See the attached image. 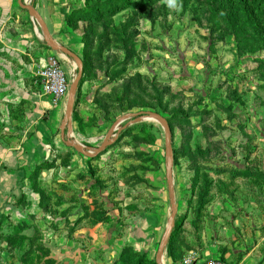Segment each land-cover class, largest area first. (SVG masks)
I'll return each instance as SVG.
<instances>
[{
  "label": "rangeland",
  "instance_id": "374dc122",
  "mask_svg": "<svg viewBox=\"0 0 264 264\" xmlns=\"http://www.w3.org/2000/svg\"><path fill=\"white\" fill-rule=\"evenodd\" d=\"M72 1L81 7L72 28L83 45L82 83L95 92L91 122L118 124L115 136L129 122H121L124 117L142 112L165 117L175 155L173 184L183 186L182 209L196 221V263L264 264V0H174L172 7L167 0ZM76 76L77 71L71 81ZM62 148L75 151L64 143ZM105 152L88 160L89 176L77 173L70 180L63 152L44 164L54 174L29 177L27 188L39 211L31 213L28 202L26 209L41 222H10L0 232V254L12 257L10 264H55L47 231L58 234L77 224L42 221L79 212L82 187L104 196L103 211L116 201L120 215L170 207L160 122L144 118L132 124ZM144 182L153 184L150 204L141 202ZM186 185H196L193 208ZM129 228L119 225L116 234L126 244L110 264L155 263L166 230L148 255L127 241ZM165 264L171 262L166 258Z\"/></svg>",
  "mask_w": 264,
  "mask_h": 264
},
{
  "label": "crops",
  "instance_id": "0c3cea01",
  "mask_svg": "<svg viewBox=\"0 0 264 264\" xmlns=\"http://www.w3.org/2000/svg\"><path fill=\"white\" fill-rule=\"evenodd\" d=\"M32 5L42 19L51 39L58 45L68 48L81 57L83 45L81 39L68 22L81 7L74 5L72 0H24ZM57 58L71 81L77 71L75 62L62 53L53 51L46 41L45 34L28 11L19 5V0H0V232L5 231L10 222L21 220L37 221L28 216L27 202L31 205V213H38V201L27 188L28 179L32 175H52L54 169L44 166L58 159L57 154H66L70 161V180L75 174L90 175L88 158L70 150L63 151L61 127L66 117L68 95L60 102L54 103L52 97L43 92L42 80L39 73L46 67L48 60ZM95 92L86 83L80 85L73 114L71 137L77 143L90 149L102 145L110 131V124L92 123V112ZM96 111V110H95ZM82 128L85 133H82ZM67 132V131H66ZM106 153V152H105ZM101 167H103L101 165ZM194 172V171H192ZM101 172L96 174L99 177ZM147 180L148 176L146 177ZM69 180V179H68ZM143 204H150L152 183H143ZM90 186V184H89ZM175 189L178 215L182 216L179 226L177 244L173 250V259L168 256V246L164 258L180 264L187 256L196 258V221L192 215L186 218L183 202L180 197L183 189ZM193 194L188 202V208L196 205V185H186ZM84 191L81 209L73 214L65 212L58 218L44 217L42 222L61 224H77L75 230L68 227L56 231H47L48 246L53 250L52 258L55 264H110L124 246L125 240L116 231L119 225L130 224L129 243L144 249L149 255L158 237L167 229L170 219V207L157 206V210H143L138 216H130L127 211L120 215L115 208L116 201L107 206L108 211L100 209L104 198L94 195L93 188L82 187ZM163 192V190H162ZM195 192V193H194ZM164 194L160 196L162 202ZM102 198V199H101ZM115 197L113 196L112 200ZM127 200L124 207L130 203ZM120 202V201H119ZM182 205V206H181ZM68 205L65 204L67 208ZM148 207L147 205H140ZM110 210V211H109ZM33 231H31L32 233ZM139 239V240H138ZM140 241V242H138ZM63 244V249L57 246ZM57 244V245H56ZM104 257V261L98 257ZM13 258L5 253L0 254V264H10ZM246 264H255L248 260Z\"/></svg>",
  "mask_w": 264,
  "mask_h": 264
},
{
  "label": "water",
  "instance_id": "95a60500",
  "mask_svg": "<svg viewBox=\"0 0 264 264\" xmlns=\"http://www.w3.org/2000/svg\"><path fill=\"white\" fill-rule=\"evenodd\" d=\"M19 5L24 10L28 11L29 14L35 19L38 24L41 26L47 41V45L56 52L62 53L65 57L72 59L77 67V76L74 78L73 81L70 83L69 91H68V102H67V112L66 117L61 127V136L62 141L66 145V147L74 149L79 154L83 155L88 159H93L101 154H103L108 148L113 146L119 136L127 130L132 124H136L140 122L144 118H148L151 120L158 121L162 124L165 130V157L167 159V167H166V182L169 194V201H170V208H171V215L169 219V224L167 229L164 233V236L159 244L156 256H155V264H164V255L166 254V249L169 244L170 238L173 233V229L176 226V218L178 215V207L175 198V189L173 184V165H174V148H173V140H172V132L169 125L168 120L163 117L161 114L154 113V112H142L138 114H132L130 116L124 117L121 122L129 121L126 123L122 128L117 131V134L113 136V132L115 131L114 128L118 125L115 124L104 142L100 147H98L94 152L88 151L83 145L77 143L76 141H70L66 139L65 132L67 131V137L72 138V125H73V114L75 110V100L80 88V84L83 79V61L82 59L77 56L75 53L70 51L68 48L58 45L54 40L51 39L46 26L44 25L42 19L40 18L38 12L34 9L32 5H27L24 3V0H19Z\"/></svg>",
  "mask_w": 264,
  "mask_h": 264
},
{
  "label": "built area",
  "instance_id": "2783aa9c",
  "mask_svg": "<svg viewBox=\"0 0 264 264\" xmlns=\"http://www.w3.org/2000/svg\"><path fill=\"white\" fill-rule=\"evenodd\" d=\"M42 80L43 92L50 95L54 103L60 102L67 96L71 81L64 70L60 60L52 57L48 60L45 68L39 73ZM182 264H197L196 258L187 256L182 261ZM200 264H225L219 259L206 260Z\"/></svg>",
  "mask_w": 264,
  "mask_h": 264
},
{
  "label": "trees",
  "instance_id": "16d2710c",
  "mask_svg": "<svg viewBox=\"0 0 264 264\" xmlns=\"http://www.w3.org/2000/svg\"><path fill=\"white\" fill-rule=\"evenodd\" d=\"M73 17L74 16H72V17H70L69 19H68V22L70 23V25H72V19H73ZM82 81H83V79H82ZM81 84H82V82H81ZM80 84V85H81ZM80 89V88H79ZM169 122V121H168ZM170 125V124H169ZM171 128V127H170ZM129 130H131V129H129ZM133 130V129H132ZM82 131H84L83 130V128H82ZM173 140V139H172ZM174 148V147H173ZM99 157V156H98ZM98 157H96V158H93V159H97ZM174 158H175V155H174ZM177 226H178V223H177ZM178 229H179V227H178ZM175 236H176V233H175V231H173V233H172V239H170V241H169V246H168V256H169V258H172L173 259V256H174V254L172 253L173 252V250H175V245L177 244V242H175L174 241V239H175ZM177 236H178V233H177ZM174 260V259H173ZM179 260V259H178ZM178 260H176V261H174V263L173 264H177L178 263ZM149 263L150 264H155L154 262H152V261H149Z\"/></svg>",
  "mask_w": 264,
  "mask_h": 264
},
{
  "label": "clouds",
  "instance_id": "9594fccd",
  "mask_svg": "<svg viewBox=\"0 0 264 264\" xmlns=\"http://www.w3.org/2000/svg\"><path fill=\"white\" fill-rule=\"evenodd\" d=\"M169 7L174 6V0H167Z\"/></svg>",
  "mask_w": 264,
  "mask_h": 264
},
{
  "label": "bare ground",
  "instance_id": "6f19581e",
  "mask_svg": "<svg viewBox=\"0 0 264 264\" xmlns=\"http://www.w3.org/2000/svg\"><path fill=\"white\" fill-rule=\"evenodd\" d=\"M165 261H166V259L164 258V264H165Z\"/></svg>",
  "mask_w": 264,
  "mask_h": 264
}]
</instances>
